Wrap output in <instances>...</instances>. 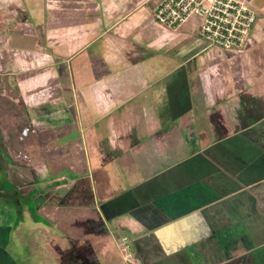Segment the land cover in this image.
<instances>
[{
  "label": "crops",
  "instance_id": "0c3cea01",
  "mask_svg": "<svg viewBox=\"0 0 264 264\" xmlns=\"http://www.w3.org/2000/svg\"><path fill=\"white\" fill-rule=\"evenodd\" d=\"M152 6L0 0V98L12 112L0 155L23 178L52 171L46 203L109 220L133 264H264V15L243 49L224 51L189 34L193 21L187 33L158 24ZM7 122L32 128L16 158ZM14 187L0 194L31 190ZM45 244L31 264H101L87 236Z\"/></svg>",
  "mask_w": 264,
  "mask_h": 264
},
{
  "label": "rangeland",
  "instance_id": "374dc122",
  "mask_svg": "<svg viewBox=\"0 0 264 264\" xmlns=\"http://www.w3.org/2000/svg\"><path fill=\"white\" fill-rule=\"evenodd\" d=\"M255 3L263 6L264 0H257ZM192 29L189 34L201 40L198 31ZM179 31L187 33L185 28ZM202 41L205 42L203 39ZM9 85L8 82L7 87ZM1 123L0 120V125ZM0 164H5L9 171L0 165V193L14 192L15 188L18 189L14 184L18 185L19 191L31 186V190L26 194H18L17 201L12 200L11 196L4 197L0 194V264H31V256L35 254L45 258V249L49 250L45 243L53 232H65L71 237H89L101 264H133L130 260L133 259V254L126 238L111 239L106 231L105 226L109 220L98 214L95 216L90 210L87 218L77 216V209L73 211L72 206L67 203H46L44 194L47 196L48 192L58 185L53 181L55 174L53 175L52 171L45 169L34 172L23 167V178V174L18 170L22 167L19 164L12 160L8 163L2 155ZM18 178L21 179L20 183H16ZM56 260L58 259L54 257L50 262L46 260L45 264H59ZM32 262L38 264L34 258Z\"/></svg>",
  "mask_w": 264,
  "mask_h": 264
},
{
  "label": "built area",
  "instance_id": "2783aa9c",
  "mask_svg": "<svg viewBox=\"0 0 264 264\" xmlns=\"http://www.w3.org/2000/svg\"><path fill=\"white\" fill-rule=\"evenodd\" d=\"M256 0H153V19L177 29L195 25L207 46L239 51L249 42L253 26L264 13Z\"/></svg>",
  "mask_w": 264,
  "mask_h": 264
},
{
  "label": "trees",
  "instance_id": "16d2710c",
  "mask_svg": "<svg viewBox=\"0 0 264 264\" xmlns=\"http://www.w3.org/2000/svg\"><path fill=\"white\" fill-rule=\"evenodd\" d=\"M0 101V118H7L10 116V113H12L9 111L8 98L2 96ZM3 126L5 127L6 131L2 135V142L7 148H10L12 158L21 156L23 154L24 146L27 145L30 140L35 143L34 139H30L31 135L26 134L27 130L32 129L30 124L26 126L24 123L11 125L7 122L3 124Z\"/></svg>",
  "mask_w": 264,
  "mask_h": 264
}]
</instances>
